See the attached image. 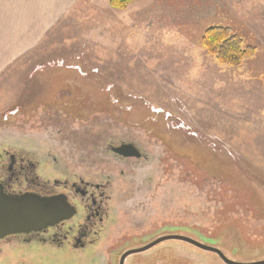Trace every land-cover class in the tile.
<instances>
[{
	"label": "rangeland",
	"instance_id": "rangeland-1",
	"mask_svg": "<svg viewBox=\"0 0 264 264\" xmlns=\"http://www.w3.org/2000/svg\"><path fill=\"white\" fill-rule=\"evenodd\" d=\"M155 1L159 19L148 11L122 35L97 18L56 27L44 53L0 76V144L45 160L52 174L36 173L50 181L58 164L109 177L113 201L93 247L2 248L0 264H113L118 241L126 251L172 235L232 261L264 260V0ZM211 27L253 57L219 64L201 45ZM123 142L143 157L122 159ZM156 250L161 264H225L181 241L144 252L142 264Z\"/></svg>",
	"mask_w": 264,
	"mask_h": 264
},
{
	"label": "flooded vegetation",
	"instance_id": "flooded-vegetation-1",
	"mask_svg": "<svg viewBox=\"0 0 264 264\" xmlns=\"http://www.w3.org/2000/svg\"><path fill=\"white\" fill-rule=\"evenodd\" d=\"M108 144L110 145V143ZM122 144L123 145L117 150V152L122 155V159L132 161L134 159L140 160L143 157L142 151L139 150L134 143L129 144L127 148L124 147V144H127L126 142ZM123 148L127 150L119 151ZM36 163L38 165L35 164L34 160H32L30 155L24 150L16 151L13 147L0 144L1 193L5 195L33 193L43 197L58 196V203L69 208L72 207L71 210L74 212V215L60 221L54 226H48L38 232H31L28 234L18 233L0 239V253L2 248L12 247L31 250L32 244L48 246L55 251L61 249L64 251L73 250L81 252L77 250H86L93 247L92 245L100 240L107 224L110 222L109 211L111 210L110 204L113 201L112 193L108 191V189L111 188L109 187V183L106 182L109 181V177H107V180L101 181L99 180L100 178L93 177V174L91 176V174L86 172L83 176H78L74 173L75 171L73 168L69 167L65 170L64 167H66V165L62 166L58 164V180L50 181L36 173V169L39 166L40 170H44L45 174H52L50 170L46 168V161L44 160L43 162L39 161V163ZM62 174L68 177L63 180ZM162 238H165V236L157 238L152 243ZM125 242V240L121 242L118 241V246L113 247L115 251L111 254L114 257H118V262L114 260L113 264H142L141 254H144V252L130 253L131 251L137 250L135 248L125 251V245L123 244ZM21 245L22 247H17ZM158 245L151 247L145 252L152 251ZM130 258L131 261H129ZM167 258L166 256L164 261H167ZM158 263L161 264L162 261L158 258L157 250L155 254L149 255L145 260V264Z\"/></svg>",
	"mask_w": 264,
	"mask_h": 264
},
{
	"label": "crops",
	"instance_id": "crops-1",
	"mask_svg": "<svg viewBox=\"0 0 264 264\" xmlns=\"http://www.w3.org/2000/svg\"><path fill=\"white\" fill-rule=\"evenodd\" d=\"M158 4L155 0H138L125 10H116L110 0H0V76L28 54L43 52L56 27L61 29L67 22L80 19L92 22L97 18L106 30L118 29L122 35L124 31L127 33V22H133L135 27L138 20L141 25L148 11L157 21Z\"/></svg>",
	"mask_w": 264,
	"mask_h": 264
},
{
	"label": "water",
	"instance_id": "water-1",
	"mask_svg": "<svg viewBox=\"0 0 264 264\" xmlns=\"http://www.w3.org/2000/svg\"><path fill=\"white\" fill-rule=\"evenodd\" d=\"M124 147L127 148L126 146ZM125 148L119 151L127 150ZM71 209L58 203V196L43 197L33 193L5 195L0 191V239L18 233L38 232L48 226H54L60 221L72 217L74 212ZM166 240L183 241L194 245L200 250L215 253L225 264H264V260L251 263L232 261L219 249L206 246L183 236H167L130 253L145 252Z\"/></svg>",
	"mask_w": 264,
	"mask_h": 264
},
{
	"label": "trees",
	"instance_id": "trees-1",
	"mask_svg": "<svg viewBox=\"0 0 264 264\" xmlns=\"http://www.w3.org/2000/svg\"><path fill=\"white\" fill-rule=\"evenodd\" d=\"M138 0H110L116 10H125L132 2ZM201 45L209 54L217 58L221 65L237 66L243 60L253 57L254 49L243 47L241 40L232 35L226 27H211L206 30Z\"/></svg>",
	"mask_w": 264,
	"mask_h": 264
}]
</instances>
